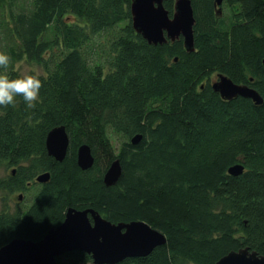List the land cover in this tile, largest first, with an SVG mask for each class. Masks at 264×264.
<instances>
[{
    "label": "trees",
    "instance_id": "16d2710c",
    "mask_svg": "<svg viewBox=\"0 0 264 264\" xmlns=\"http://www.w3.org/2000/svg\"><path fill=\"white\" fill-rule=\"evenodd\" d=\"M195 52L183 38L150 44L132 22V0H0V52L45 73L39 99L0 106V191H34L0 210V249L38 242L70 208L93 209L114 223L144 221L167 238L145 258L118 264H216L232 251L264 255V102L223 99L216 73L256 89L264 100V0H191ZM172 15L175 0H167ZM4 73L0 69V74ZM70 138L63 162L49 156V132ZM142 135L134 145L133 137ZM116 142V143H115ZM89 145L94 166L78 165ZM120 159L123 173L104 176ZM237 164L238 176L229 174ZM50 173L47 183L37 178ZM59 264H94L76 251Z\"/></svg>",
    "mask_w": 264,
    "mask_h": 264
},
{
    "label": "water",
    "instance_id": "95a60500",
    "mask_svg": "<svg viewBox=\"0 0 264 264\" xmlns=\"http://www.w3.org/2000/svg\"><path fill=\"white\" fill-rule=\"evenodd\" d=\"M167 0H132L131 13L135 31L150 44H165L183 38L187 52H195L196 18L191 0H175L171 15L165 6ZM224 0H215L217 14L222 15ZM213 89L225 100L239 96L252 99L257 105L264 100L260 93L247 84H236L229 77L219 75ZM142 135L132 139L134 145ZM70 138L66 127L52 129L46 140L49 156L63 162L68 154ZM78 165L83 170L94 166L95 158L89 145L78 149ZM244 166L237 164L229 174L238 176ZM120 159L112 162L104 176L108 187L117 185L122 177ZM51 174L44 173L38 183L50 181ZM22 199V196L20 197ZM167 243L166 236L144 221L114 224L93 209L70 208L64 222L52 228L40 241L15 239L0 249V264H59L57 258L69 252L81 251L92 256L94 264H118L126 259L145 258ZM216 264H264V255L242 248L222 257Z\"/></svg>",
    "mask_w": 264,
    "mask_h": 264
},
{
    "label": "clouds",
    "instance_id": "9594fccd",
    "mask_svg": "<svg viewBox=\"0 0 264 264\" xmlns=\"http://www.w3.org/2000/svg\"><path fill=\"white\" fill-rule=\"evenodd\" d=\"M11 57L0 52V69L4 73L0 74V106L14 104L16 97H23L29 108H34L39 99V92L42 82L37 75L26 74L21 78L10 79L7 75V68Z\"/></svg>",
    "mask_w": 264,
    "mask_h": 264
},
{
    "label": "rangeland",
    "instance_id": "374dc122",
    "mask_svg": "<svg viewBox=\"0 0 264 264\" xmlns=\"http://www.w3.org/2000/svg\"><path fill=\"white\" fill-rule=\"evenodd\" d=\"M18 68L20 69L21 73L23 75L26 74H31V75H40L45 73V68L44 66L34 63V62H29V61H23L18 65ZM212 79L214 81L219 80V74L216 73L212 76ZM116 143V142H115ZM15 175L16 174V169L15 168H10L7 169V167H1L0 168V176L2 178H6L9 175ZM34 191L26 190V191H18L17 193L14 194H8L6 191H0V210L3 209H10L14 210L17 206L20 204L26 203L27 199H29L33 195ZM22 196V199L20 197Z\"/></svg>",
    "mask_w": 264,
    "mask_h": 264
},
{
    "label": "flooded vegetation",
    "instance_id": "af4514ba",
    "mask_svg": "<svg viewBox=\"0 0 264 264\" xmlns=\"http://www.w3.org/2000/svg\"><path fill=\"white\" fill-rule=\"evenodd\" d=\"M217 81H218V80H217ZM217 81H215V82H217ZM215 82H214V83H215Z\"/></svg>",
    "mask_w": 264,
    "mask_h": 264
}]
</instances>
